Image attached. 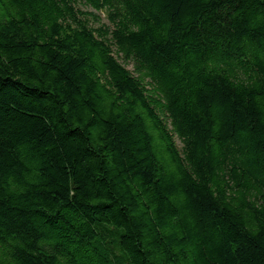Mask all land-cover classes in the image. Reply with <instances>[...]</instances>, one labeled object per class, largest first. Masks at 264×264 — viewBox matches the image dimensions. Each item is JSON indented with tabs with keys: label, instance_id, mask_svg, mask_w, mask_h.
I'll use <instances>...</instances> for the list:
<instances>
[{
	"label": "trees",
	"instance_id": "trees-1",
	"mask_svg": "<svg viewBox=\"0 0 264 264\" xmlns=\"http://www.w3.org/2000/svg\"><path fill=\"white\" fill-rule=\"evenodd\" d=\"M0 264H264V0H0Z\"/></svg>",
	"mask_w": 264,
	"mask_h": 264
},
{
	"label": "rangeland",
	"instance_id": "rangeland-1",
	"mask_svg": "<svg viewBox=\"0 0 264 264\" xmlns=\"http://www.w3.org/2000/svg\"><path fill=\"white\" fill-rule=\"evenodd\" d=\"M103 17H104V15H103ZM128 68L132 69V66H131V65H129V66H128Z\"/></svg>",
	"mask_w": 264,
	"mask_h": 264
}]
</instances>
